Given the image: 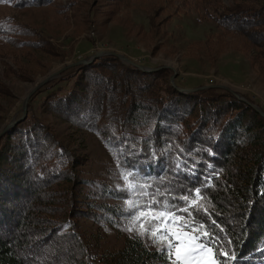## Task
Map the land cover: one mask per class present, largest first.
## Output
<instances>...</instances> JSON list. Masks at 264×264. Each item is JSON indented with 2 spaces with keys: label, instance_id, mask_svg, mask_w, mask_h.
I'll list each match as a JSON object with an SVG mask.
<instances>
[{
  "label": "trees",
  "instance_id": "trees-1",
  "mask_svg": "<svg viewBox=\"0 0 264 264\" xmlns=\"http://www.w3.org/2000/svg\"><path fill=\"white\" fill-rule=\"evenodd\" d=\"M50 1L11 3L23 7ZM222 11V23L243 36L257 23L244 12ZM20 26L11 17H0L1 40L18 47L33 44L32 29ZM72 67L78 76L75 86L49 98L47 105L78 128L104 134L115 167L134 187L123 192L98 184L94 193L76 187L73 196L69 155L46 154L53 139L41 132L37 119L17 122L0 136L7 138L0 143V264H162L165 256L137 237L112 253L89 252L76 237L72 220L99 216L114 224L127 214L116 201L129 200L130 207L142 208L151 201L142 193L157 190L162 195L156 200H166L176 215L187 217L176 211L188 206L179 197L195 199L197 188L203 196L198 203L207 214L189 211L220 238L216 248L236 254L228 264H264V117L226 89L178 92L168 83L167 69L141 72L114 55ZM83 73H88L87 80ZM111 74L120 77L114 82ZM54 198L64 204L60 216L51 213ZM152 208L163 210L156 204Z\"/></svg>",
  "mask_w": 264,
  "mask_h": 264
},
{
  "label": "rangeland",
  "instance_id": "rangeland-1",
  "mask_svg": "<svg viewBox=\"0 0 264 264\" xmlns=\"http://www.w3.org/2000/svg\"><path fill=\"white\" fill-rule=\"evenodd\" d=\"M223 9L234 15L244 12L249 21L257 23L246 28L243 36L222 23ZM0 17H11L36 35L30 37L35 42L24 47L4 43L0 38V136L25 118L26 123L37 119L41 132L53 139L45 146L46 154L69 155L75 197L76 187L94 193L92 189L98 184L128 190L104 134L78 128L47 105L49 98L62 96L75 86L78 76L72 66L78 64L74 63L97 52L120 53L147 69H140L141 72L167 69L168 83L178 92L191 93L207 87L236 92L241 97H236L238 100L256 105L264 113V0H52L23 7L8 2L0 3ZM118 77L111 74L109 79L115 82ZM128 83L134 86L132 81ZM201 97L204 99L205 95ZM9 123L13 124L4 130ZM6 139L3 137L0 143ZM49 203L54 206L51 213L60 216L64 204L58 198ZM116 203L127 214L114 224L103 222L99 216L72 220L76 237L83 239L89 252L112 253L136 237L148 249L157 250L160 245L135 230L134 225L145 222L143 218H132L142 208L130 207L129 200ZM69 214L66 217L70 219L73 215ZM129 228L134 230L130 232ZM162 264L169 261L165 258Z\"/></svg>",
  "mask_w": 264,
  "mask_h": 264
},
{
  "label": "snow or ice",
  "instance_id": "snow-or-ice-1",
  "mask_svg": "<svg viewBox=\"0 0 264 264\" xmlns=\"http://www.w3.org/2000/svg\"><path fill=\"white\" fill-rule=\"evenodd\" d=\"M8 2L11 0H0V3ZM179 167L180 165H177V168ZM124 178L127 180V176ZM128 187L131 189L134 185L129 184ZM142 194L151 196V201L142 206V210L138 213L133 214L134 221H139L142 218L145 221L134 225L135 230L138 235H148L153 244L160 245L157 251L165 256L169 264H228L229 260L236 259L235 253L229 254L222 246L220 248L215 247L220 238L211 232L205 224L199 223L189 211L191 207L196 211L203 210L207 214L208 210L198 203L199 200L203 199L199 188L195 190V199H190L189 195L179 197V199L187 202L188 206L176 209V211L187 213V217L176 215L175 211L170 210L175 206L170 205L166 200H156V195H162L159 190L155 194L147 191ZM152 204L162 207L163 210L153 209ZM174 228H178V230H173ZM127 230L131 232L134 228ZM220 256L225 257V259L220 260Z\"/></svg>",
  "mask_w": 264,
  "mask_h": 264
},
{
  "label": "water",
  "instance_id": "water-1",
  "mask_svg": "<svg viewBox=\"0 0 264 264\" xmlns=\"http://www.w3.org/2000/svg\"><path fill=\"white\" fill-rule=\"evenodd\" d=\"M103 54H110V55H114V56H116V57H118L121 61H123V62H125V63H127V64H130V65H132V66H134V67H137V68H139V69H141V70H147L145 67H143L142 65H140V64H137V63H135V62H133V61H131L130 59H128V58H126L125 56H123V55H121L120 53H116V52H113V51H100V52H97L96 54H94L91 58H84V59H82V60H80V61H77V62H75L74 64H84V63H87V62H89V61H91L92 59H94V58H97V57H99L100 55H103ZM59 72V70H57L56 72H53L52 74H50L49 75V77L48 78H50V77H52V76H54L55 74H57ZM48 78H46L45 80H47ZM206 87V86H205ZM190 90V89H189ZM236 97H240V95L239 94H237L236 92H232ZM28 97V96H27ZM26 97V98H27ZM241 98V97H240ZM25 101H26V99H25ZM24 101V104H23V108H24V112H25V102ZM253 107H254V109H256L263 117H264V113H263V111L259 108V107H257L256 105H252ZM13 123H9L5 128H4V130H6L7 128H9L11 125H12Z\"/></svg>",
  "mask_w": 264,
  "mask_h": 264
}]
</instances>
